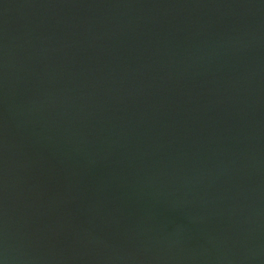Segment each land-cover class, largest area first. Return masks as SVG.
<instances>
[{
  "label": "water",
  "instance_id": "95a60500",
  "mask_svg": "<svg viewBox=\"0 0 264 264\" xmlns=\"http://www.w3.org/2000/svg\"><path fill=\"white\" fill-rule=\"evenodd\" d=\"M0 264H264V0H0Z\"/></svg>",
  "mask_w": 264,
  "mask_h": 264
}]
</instances>
